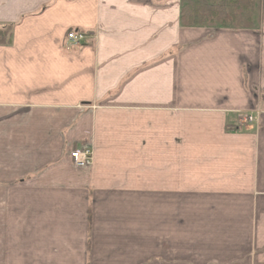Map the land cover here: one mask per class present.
<instances>
[{"label":"crops","instance_id":"1","mask_svg":"<svg viewBox=\"0 0 264 264\" xmlns=\"http://www.w3.org/2000/svg\"><path fill=\"white\" fill-rule=\"evenodd\" d=\"M261 6L233 30L181 0H0V264H264Z\"/></svg>","mask_w":264,"mask_h":264},{"label":"trees","instance_id":"2","mask_svg":"<svg viewBox=\"0 0 264 264\" xmlns=\"http://www.w3.org/2000/svg\"><path fill=\"white\" fill-rule=\"evenodd\" d=\"M262 0H181L180 21L184 27L258 29ZM11 27L0 29V44L11 42Z\"/></svg>","mask_w":264,"mask_h":264},{"label":"built area","instance_id":"3","mask_svg":"<svg viewBox=\"0 0 264 264\" xmlns=\"http://www.w3.org/2000/svg\"><path fill=\"white\" fill-rule=\"evenodd\" d=\"M88 34L79 31H70L67 33L66 44L68 46H82L87 42ZM255 118L252 115H246L242 117V124H253ZM70 157L72 159L73 165L77 168H88L92 165L93 154L89 147H79L75 148Z\"/></svg>","mask_w":264,"mask_h":264},{"label":"rangeland","instance_id":"4","mask_svg":"<svg viewBox=\"0 0 264 264\" xmlns=\"http://www.w3.org/2000/svg\"><path fill=\"white\" fill-rule=\"evenodd\" d=\"M210 1H212V0H210Z\"/></svg>","mask_w":264,"mask_h":264}]
</instances>
